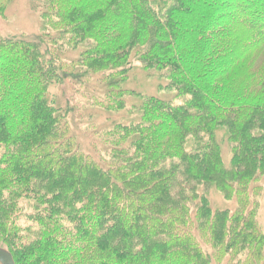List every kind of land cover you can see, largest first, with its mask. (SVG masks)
Returning <instances> with one entry per match:
<instances>
[{"label":"trees","instance_id":"16d2710c","mask_svg":"<svg viewBox=\"0 0 264 264\" xmlns=\"http://www.w3.org/2000/svg\"><path fill=\"white\" fill-rule=\"evenodd\" d=\"M43 2L50 29L85 46L64 63L0 40V243L14 263L264 264L251 195L264 176V0ZM132 56L190 98L142 97L137 122L96 128L82 149L50 88L74 66L108 72L94 103L115 111ZM200 185L236 208L212 210ZM23 200L35 226L20 224Z\"/></svg>","mask_w":264,"mask_h":264},{"label":"rangeland","instance_id":"374dc122","mask_svg":"<svg viewBox=\"0 0 264 264\" xmlns=\"http://www.w3.org/2000/svg\"><path fill=\"white\" fill-rule=\"evenodd\" d=\"M43 0H0V40L23 39L39 43L44 52L57 51L58 62L68 60L77 61L78 54L83 50L84 44L72 49L67 40V36L57 35L56 32L47 25L44 18ZM108 72H98L94 74L84 73L80 66H74L72 74L50 88V95L59 99L61 105L68 109V117L71 123L74 140L84 150H90L89 141L92 132L104 130L111 127L115 122L127 124L139 120L140 99L146 96H157L169 99L175 104H183L190 97L189 95L178 96L176 90L166 74L157 72L154 69L144 68L141 59L132 56L128 68H126L125 79L121 80L120 87L130 90L128 94L122 95L124 105L115 111H105L98 104L94 103V98L104 102L105 76ZM235 81L245 82L242 75H233ZM113 123V124H112ZM95 127H94V126ZM226 127L223 126L215 131V139L220 145L221 157L225 166L230 162V144L226 136ZM257 191L251 195L257 198L255 220L260 229L264 231V176L256 180ZM250 189L253 187L250 185ZM199 192H203L208 197L211 209L234 210L237 206L233 199H225L218 191L210 185H200ZM23 200V216L20 224L35 226L26 219L27 214L34 211L33 206H29ZM1 247L3 246L0 243ZM205 247V246H204ZM4 248V247H3ZM213 264H216L213 261Z\"/></svg>","mask_w":264,"mask_h":264},{"label":"water","instance_id":"95a60500","mask_svg":"<svg viewBox=\"0 0 264 264\" xmlns=\"http://www.w3.org/2000/svg\"><path fill=\"white\" fill-rule=\"evenodd\" d=\"M0 264H15L12 255L0 246Z\"/></svg>","mask_w":264,"mask_h":264}]
</instances>
